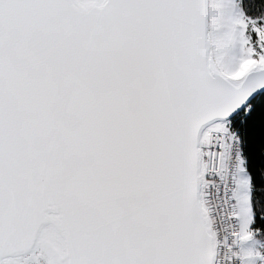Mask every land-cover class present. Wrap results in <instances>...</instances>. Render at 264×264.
I'll list each match as a JSON object with an SVG mask.
<instances>
[{
	"label": "water",
	"instance_id": "obj_1",
	"mask_svg": "<svg viewBox=\"0 0 264 264\" xmlns=\"http://www.w3.org/2000/svg\"><path fill=\"white\" fill-rule=\"evenodd\" d=\"M263 92L209 67L206 0H0V262L50 226L67 264H214L199 137Z\"/></svg>",
	"mask_w": 264,
	"mask_h": 264
},
{
	"label": "rangeland",
	"instance_id": "obj_2",
	"mask_svg": "<svg viewBox=\"0 0 264 264\" xmlns=\"http://www.w3.org/2000/svg\"><path fill=\"white\" fill-rule=\"evenodd\" d=\"M104 1L73 0L75 5L83 9L102 5ZM206 24L207 61L212 71L238 86L247 73L264 68V21L246 17L240 8V0H206ZM246 109L247 107L243 108ZM235 116L206 125L201 131V143L205 144L212 134L231 132L230 124ZM203 172L201 166V176ZM236 180L239 255L245 264H251L252 254L260 239L250 231L252 214L249 178L242 162ZM200 192L202 193L201 184ZM43 229L32 253L4 259L0 264H67L60 235L54 229L52 232L50 226Z\"/></svg>",
	"mask_w": 264,
	"mask_h": 264
},
{
	"label": "built area",
	"instance_id": "obj_3",
	"mask_svg": "<svg viewBox=\"0 0 264 264\" xmlns=\"http://www.w3.org/2000/svg\"><path fill=\"white\" fill-rule=\"evenodd\" d=\"M198 156L199 200L214 244V264H245L238 247L236 174L243 161L241 141L232 131L212 134L205 144L200 136ZM252 255V264H264V239Z\"/></svg>",
	"mask_w": 264,
	"mask_h": 264
},
{
	"label": "trees",
	"instance_id": "obj_4",
	"mask_svg": "<svg viewBox=\"0 0 264 264\" xmlns=\"http://www.w3.org/2000/svg\"><path fill=\"white\" fill-rule=\"evenodd\" d=\"M240 8L246 17L264 21V0H240ZM230 129L241 141L249 178L250 231L261 240L264 239V92L232 119Z\"/></svg>",
	"mask_w": 264,
	"mask_h": 264
},
{
	"label": "bare ground",
	"instance_id": "obj_5",
	"mask_svg": "<svg viewBox=\"0 0 264 264\" xmlns=\"http://www.w3.org/2000/svg\"><path fill=\"white\" fill-rule=\"evenodd\" d=\"M37 246V243L36 245L33 246V248L30 250V253H32L34 250H35V247Z\"/></svg>",
	"mask_w": 264,
	"mask_h": 264
},
{
	"label": "crops",
	"instance_id": "obj_6",
	"mask_svg": "<svg viewBox=\"0 0 264 264\" xmlns=\"http://www.w3.org/2000/svg\"><path fill=\"white\" fill-rule=\"evenodd\" d=\"M242 167L245 168V167H244V162H243V161H242ZM240 254H241V253H240ZM251 264H252V263H251Z\"/></svg>",
	"mask_w": 264,
	"mask_h": 264
}]
</instances>
